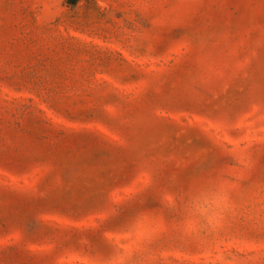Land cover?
I'll return each instance as SVG.
<instances>
[{"label": "rangeland", "instance_id": "374dc122", "mask_svg": "<svg viewBox=\"0 0 264 264\" xmlns=\"http://www.w3.org/2000/svg\"><path fill=\"white\" fill-rule=\"evenodd\" d=\"M0 264H264V0H0Z\"/></svg>", "mask_w": 264, "mask_h": 264}]
</instances>
